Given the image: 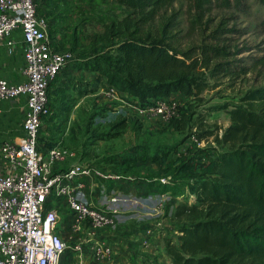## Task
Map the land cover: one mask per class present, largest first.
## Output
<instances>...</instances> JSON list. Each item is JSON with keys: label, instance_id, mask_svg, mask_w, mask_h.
Segmentation results:
<instances>
[{"label": "trees", "instance_id": "trees-1", "mask_svg": "<svg viewBox=\"0 0 264 264\" xmlns=\"http://www.w3.org/2000/svg\"><path fill=\"white\" fill-rule=\"evenodd\" d=\"M53 1L57 3L50 5L54 9L60 7L58 3L67 2ZM118 1L130 7L132 13L106 26L105 38L112 52L83 60L86 69L98 73L97 80L105 78L104 85L108 88L131 95L135 103L144 106L174 92L197 97L208 88V78L237 73L229 66L230 62H226L233 52L226 40H221L220 32H215V42L182 48L172 41L174 37L169 33L168 23L158 27L153 24L157 15L177 0ZM259 1L264 3V0ZM185 2L187 10L195 12L194 23L204 19L214 6L236 8L244 3L243 0ZM58 14L64 20L65 9ZM52 27L53 38L56 33L65 31L60 37L74 52L79 41L76 31H67L59 24ZM68 32L72 37L66 41ZM52 45L57 48L54 41ZM58 75L50 83L51 114L46 117V124L53 112L50 92ZM57 87V107L67 113L74 96L69 94L68 85ZM221 108L228 111L231 121L220 136L219 133L215 136L221 150L207 145L193 155L179 152L175 160H169L168 150L158 149L152 153L142 145L114 165L116 170L136 176L142 164L160 160L166 167L152 171L159 177L171 175L172 184L183 178L192 181L188 190L194 200L181 201L173 213L179 242L173 243L168 238L165 244L172 264H264V86L248 89L238 104ZM190 121V114L182 108L178 116L172 118L171 125L185 132ZM213 133L199 134L197 142L206 141ZM40 144L48 149L60 143L41 142L40 137ZM156 184L152 181L148 187L152 189L159 185Z\"/></svg>", "mask_w": 264, "mask_h": 264}, {"label": "rangeland", "instance_id": "rangeland-1", "mask_svg": "<svg viewBox=\"0 0 264 264\" xmlns=\"http://www.w3.org/2000/svg\"><path fill=\"white\" fill-rule=\"evenodd\" d=\"M243 2L242 6L236 8L214 6L205 14L204 19L194 23L195 12L190 13L187 10L185 0H177L172 6L164 8L153 22L156 27L168 23L171 26L169 33L174 37L172 41L179 47L187 48L204 42H215L216 39L213 38L215 32H220L221 40H226V44L231 46L230 50L233 52L226 58V62H230L229 66L237 70L236 74L208 78V88L197 97L173 94L179 100V110L185 108L191 116L185 132L176 130L171 125L172 119L165 122L154 114L141 116L140 108L143 106L135 103L131 95L105 86V78L100 77L97 80L96 75L88 77L86 81L85 75H71L77 79L71 80L72 87L69 86V94L74 96L71 99L72 108L64 113L57 107L58 87L53 84L50 92L53 112L41 133V142L66 145L77 157L114 169L116 161L122 160L125 154L142 145L152 153L158 149L168 150L169 160H175L179 152L193 155L207 145L221 150L222 146L215 141V136L217 133L220 136L231 123L228 111L221 106L228 105L231 108L240 102V98L248 89L264 86V3L259 0ZM38 3L39 13L48 23L49 38L54 41L57 48H61L69 55V62L61 72L89 56L112 52L105 38L106 26L112 20H119L132 13L130 7L118 0H67L58 3L60 7L57 9L50 6L57 4L53 0H38ZM64 9L66 13L64 20L59 16L58 20L62 21L56 23L57 18L52 17ZM54 24L63 26L67 31L73 29L76 31L79 41L74 52L70 51L72 47L69 43L60 37L65 31L56 33L55 38L51 36ZM71 37V33L68 32L66 41L71 40ZM62 43H66L65 46H62ZM83 90L91 91L82 93ZM211 131L214 133L206 138L205 143L195 140L199 134ZM161 167L165 168L166 165H161L160 160L147 161L138 168L136 176L152 181L159 178L152 171L156 172ZM190 182L192 181L188 179H178L175 184L159 189L162 193L169 192L171 198L166 205L160 230H151L153 235L149 240H145V232L141 231L138 232V238L131 239L125 232L121 235L120 228L117 236L120 240L115 243V251L119 253L113 254L116 264H172L165 244L168 238L173 243L179 242L178 227L173 219V213L181 201L194 200L188 190ZM129 203L127 204L129 207H124L125 210L120 213L119 222L139 220L138 216L141 219H154L153 216H149L153 214L154 204L141 201ZM67 219L73 220L74 216L63 215L61 223ZM71 233L72 231L67 229L65 237L68 238ZM85 249L87 255L84 256V253L83 257L89 262L94 256L87 248ZM69 255L70 252L66 253V257Z\"/></svg>", "mask_w": 264, "mask_h": 264}, {"label": "built area", "instance_id": "built-area-1", "mask_svg": "<svg viewBox=\"0 0 264 264\" xmlns=\"http://www.w3.org/2000/svg\"><path fill=\"white\" fill-rule=\"evenodd\" d=\"M15 30L23 34L24 79L14 83L0 76V99L24 96L27 111L23 134L0 146V264H64L68 252L79 254L74 264H87L85 248L96 258L112 260L119 253L115 243L120 228L131 239L145 232V240L153 235L151 230H160L171 196L159 189L172 184L171 175L154 178L159 185L151 189L152 181L77 157L66 145L42 148L41 133L51 114L50 83L69 55L52 45L38 0H0V43L6 41L10 50L16 44ZM179 106L172 93L140 111L167 122L178 116ZM133 201L154 204L149 215L154 219L138 216L119 222ZM66 214L74 219L61 223ZM67 229L77 236L66 238Z\"/></svg>", "mask_w": 264, "mask_h": 264}, {"label": "crops", "instance_id": "crops-1", "mask_svg": "<svg viewBox=\"0 0 264 264\" xmlns=\"http://www.w3.org/2000/svg\"><path fill=\"white\" fill-rule=\"evenodd\" d=\"M58 13V12H57ZM55 14L54 18H59V14ZM52 20V19H51ZM22 31L15 30L12 37L15 39L16 44L12 50L9 49V45L6 41L0 43V76L6 78L10 82H20L24 79L23 73V63H24V43L22 40ZM72 76H82L85 75V80L88 77H94L98 73L86 69L84 67V61L80 60L75 62L72 66L64 69L57 77L59 83H56L59 87H65V85L71 86V80H77ZM61 77V78H60ZM91 79V78H90ZM183 94L181 92H174L173 94ZM186 95V94H184ZM84 96V95H81ZM0 146L5 141L15 140L23 134L21 130L22 122L25 118L27 111L26 98L24 96H19L12 99H0ZM69 236L76 237L75 233H71ZM84 254V253H83ZM77 253H71L66 257L64 264H74L77 262ZM85 253L84 256H86ZM72 256V257H71ZM86 258V257H85ZM87 259V258H86ZM113 262L109 259H99L93 257L89 260L87 259V264H111Z\"/></svg>", "mask_w": 264, "mask_h": 264}]
</instances>
